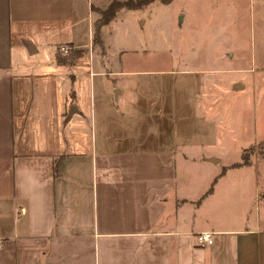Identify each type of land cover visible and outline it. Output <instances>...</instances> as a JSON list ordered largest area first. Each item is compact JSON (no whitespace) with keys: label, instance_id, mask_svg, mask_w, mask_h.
Instances as JSON below:
<instances>
[{"label":"crops","instance_id":"1","mask_svg":"<svg viewBox=\"0 0 264 264\" xmlns=\"http://www.w3.org/2000/svg\"><path fill=\"white\" fill-rule=\"evenodd\" d=\"M110 1L0 0V264H264V159L231 165L264 137L234 161L195 153L179 99L202 69L112 60L104 36L134 9L94 41ZM62 45L80 53L59 63ZM207 78L194 87L217 143L233 137L218 131L226 83Z\"/></svg>","mask_w":264,"mask_h":264},{"label":"rangeland","instance_id":"2","mask_svg":"<svg viewBox=\"0 0 264 264\" xmlns=\"http://www.w3.org/2000/svg\"><path fill=\"white\" fill-rule=\"evenodd\" d=\"M133 9L113 23V38L110 33L104 36L110 58L119 57L121 62L123 56H132L136 66L166 60L173 67L202 69L199 76L189 74L182 86L179 129L186 135L200 134L199 146L193 145L195 153L225 150V160H238L241 145L264 137V0H152ZM120 50L124 51L118 54ZM207 76L226 83L225 88L216 90L218 131L224 132L226 125L233 137L222 135L217 143L208 138L211 105L205 99L202 108L205 100L198 99L194 87L193 78L202 81L208 80ZM235 78L245 85L229 89ZM224 91L226 94L220 95ZM185 139L193 144V138ZM252 153L264 159V141L245 148L244 155Z\"/></svg>","mask_w":264,"mask_h":264},{"label":"trees","instance_id":"3","mask_svg":"<svg viewBox=\"0 0 264 264\" xmlns=\"http://www.w3.org/2000/svg\"><path fill=\"white\" fill-rule=\"evenodd\" d=\"M152 0H111L104 9L99 10L100 16L96 19V23L94 25V33L93 40L99 42V27L100 25L106 23L109 19L113 17L116 10L121 7L125 8H137L142 5L147 4ZM160 2L166 3L169 0H159ZM80 50H74L69 48L68 51L64 54L59 51L56 52V61L59 63H69L71 62L77 55ZM264 140H261L263 142ZM241 160L239 162L232 163L231 165H238L240 163H246L248 161V157L244 155V151L241 153Z\"/></svg>","mask_w":264,"mask_h":264},{"label":"built area","instance_id":"4","mask_svg":"<svg viewBox=\"0 0 264 264\" xmlns=\"http://www.w3.org/2000/svg\"><path fill=\"white\" fill-rule=\"evenodd\" d=\"M68 47L67 46H60L59 47V51L60 52H67ZM22 210V208H20ZM195 239H196V244L199 246H205L211 243L212 241V237H211V232L204 230V231H200L198 233L195 234Z\"/></svg>","mask_w":264,"mask_h":264}]
</instances>
